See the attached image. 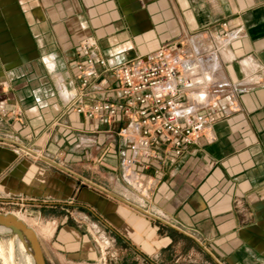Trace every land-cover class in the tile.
Here are the masks:
<instances>
[{"label": "crops", "instance_id": "0c3cea01", "mask_svg": "<svg viewBox=\"0 0 264 264\" xmlns=\"http://www.w3.org/2000/svg\"><path fill=\"white\" fill-rule=\"evenodd\" d=\"M195 36L219 51L205 104H183L217 121L174 163L142 159L136 190L129 119L69 108L81 93L119 102L113 71L83 86L80 47L114 69ZM16 197L50 214L42 229L70 262L112 240L125 264H264V0H0V198Z\"/></svg>", "mask_w": 264, "mask_h": 264}, {"label": "built area", "instance_id": "2783aa9c", "mask_svg": "<svg viewBox=\"0 0 264 264\" xmlns=\"http://www.w3.org/2000/svg\"><path fill=\"white\" fill-rule=\"evenodd\" d=\"M218 51L214 39L195 36L167 43L147 56L110 69L106 60L96 58L88 45L80 47L75 69L83 86L87 88L103 72L113 71L118 81L113 92L119 102L94 100L84 105L86 95L81 93L69 108L104 124L118 116L129 119L124 132L130 138V156L124 161L123 170L126 182L136 190L144 189L141 175L135 170V166L143 164L142 159H158L162 152H173L174 163L216 123L213 110L198 112L194 106L207 100L212 78L204 72V62ZM184 96H191L196 104L185 106ZM0 200L13 206L26 204L18 197Z\"/></svg>", "mask_w": 264, "mask_h": 264}, {"label": "rangeland", "instance_id": "374dc122", "mask_svg": "<svg viewBox=\"0 0 264 264\" xmlns=\"http://www.w3.org/2000/svg\"><path fill=\"white\" fill-rule=\"evenodd\" d=\"M22 206L7 205L0 200V214H14L22 218V221L40 234V243L48 264H125L128 252L120 248L112 240H99L97 247L99 256L96 261L90 263L70 262L59 256L52 248L50 242L56 228L42 229V225L50 221L48 212L38 215L39 209H28ZM27 210V212H25ZM36 210V211H35ZM38 234V233H37ZM96 239V238H95ZM49 240V241H47ZM118 247V248H117ZM0 264H29L18 248L16 237L11 232L0 231Z\"/></svg>", "mask_w": 264, "mask_h": 264}, {"label": "water", "instance_id": "95a60500", "mask_svg": "<svg viewBox=\"0 0 264 264\" xmlns=\"http://www.w3.org/2000/svg\"><path fill=\"white\" fill-rule=\"evenodd\" d=\"M0 227H3L31 250L34 264H47L41 243L36 232L13 214H0Z\"/></svg>", "mask_w": 264, "mask_h": 264}, {"label": "bare ground", "instance_id": "6f19581e", "mask_svg": "<svg viewBox=\"0 0 264 264\" xmlns=\"http://www.w3.org/2000/svg\"><path fill=\"white\" fill-rule=\"evenodd\" d=\"M14 215V214H13ZM16 216L18 219L22 220V218H20L19 216L17 215H14ZM27 225V224H26ZM28 227H30L29 225H27ZM31 229H33L32 227H30ZM34 230V229H33ZM0 231H5V232H11L3 227H0ZM35 231V230H34ZM36 232V231H35ZM37 234V232H36ZM38 236V234H37ZM16 237V236H15ZM39 239V238H38ZM16 240L18 242V248L21 252V254L24 256V258L26 259V261L29 263V264H34V260H33V257L31 255V250L29 248H27L22 242H20L17 237H16ZM40 241V240H39Z\"/></svg>", "mask_w": 264, "mask_h": 264}]
</instances>
